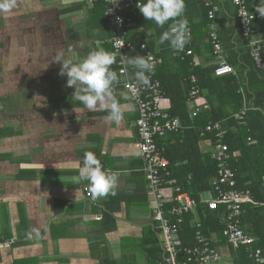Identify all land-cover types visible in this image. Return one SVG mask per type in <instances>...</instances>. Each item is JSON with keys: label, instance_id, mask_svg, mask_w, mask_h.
<instances>
[{"label": "crops", "instance_id": "1", "mask_svg": "<svg viewBox=\"0 0 264 264\" xmlns=\"http://www.w3.org/2000/svg\"><path fill=\"white\" fill-rule=\"evenodd\" d=\"M105 20L104 4L88 0H16L11 13L0 12V264H164L138 149V112L120 87L122 78L114 92L124 113L120 123L109 122L101 110L77 119L73 108L82 105L72 101L74 88L53 61L61 51L69 58V48L83 59L105 41L112 45L113 31L109 21L104 27ZM209 22L190 32L197 49L192 60L200 68L217 66L208 33L235 27L232 15L221 14L219 7ZM193 23L198 27V19ZM166 30L144 18L129 28L127 38L130 43L153 38L155 51L166 50L169 44L159 43ZM102 33H108L107 40L94 38ZM255 40H264V33ZM172 70L170 77L179 79ZM36 96L46 98L44 106L36 105ZM180 131L160 139L173 157L182 154ZM198 147L209 154L204 142ZM89 151L105 170L118 174L115 195L94 198L88 181L74 179V162H82ZM255 152L248 159L250 170L264 187V146ZM170 169L182 190L183 183L190 185L185 163ZM189 216L192 225L198 215Z\"/></svg>", "mask_w": 264, "mask_h": 264}, {"label": "trees", "instance_id": "2", "mask_svg": "<svg viewBox=\"0 0 264 264\" xmlns=\"http://www.w3.org/2000/svg\"><path fill=\"white\" fill-rule=\"evenodd\" d=\"M139 1L144 2V0ZM207 1L211 3V7L205 6ZM229 1L196 0L193 10L188 11V4L193 5V0H185V16L189 22V31L193 33L194 29L203 30L210 24L209 12H213L215 7H219L221 14L232 15L235 20V27L216 32L220 39L225 61L234 69L232 75L215 77L214 67H197L192 60L197 49H194L191 42L183 49L185 52L191 51L190 56L178 55V51L172 48L155 51L153 38L151 42H144V40L133 42L134 50L129 54L145 56L148 53L159 61L155 77L160 81L163 92L169 100L168 114L171 117L178 118L183 129L180 131L183 136L180 135L179 138L182 142L179 146L182 154L179 157H173L171 152L166 149V151L164 150V156L169 160L172 168L174 165L185 163L186 169L191 175V181L188 187H185V183H183V191L190 192L189 195L193 199L197 200L199 194L211 190V179L217 174L215 161L211 159L210 154L200 152L198 147L206 139L215 140L214 134L205 133V129L210 123H221V127L227 131L223 143L229 149V166L234 174L236 189L249 198V202L244 203L242 206L241 227L247 235L254 239V249H259L264 258V233L260 232L264 227V187H259L260 183L256 180L257 176L251 172L248 162V159L254 156L253 153H256L255 150L264 146V88L261 87L264 86L263 75L250 57L248 43L242 35L237 20V9L232 5L231 0ZM259 1L264 0H246L247 10L255 13L254 6ZM231 7L235 9L233 14L230 10ZM140 19L143 20L144 17L139 12L137 16L133 17V24H136ZM194 19H198V27H194ZM107 24L108 21L105 20L104 27H107ZM170 25H165L167 30H169ZM253 28L255 30L254 36L257 33H264V19L256 20ZM108 32L110 34V31ZM126 40L128 41L127 35ZM141 45H144L142 50ZM210 47L212 50L211 44ZM100 48L110 52L112 45L110 42L105 41ZM262 56L264 60V48ZM111 67L114 71L117 70L114 64ZM171 68H173L172 71L178 75L179 79L175 80L170 77L168 72ZM192 75L196 77L200 89V95L196 98V102L200 103L196 117L191 116L188 107L190 90L188 79ZM122 84L123 79L120 87L124 91ZM202 99L205 101H201ZM245 105L248 108L242 120H236L235 116L241 113ZM247 139L256 141L257 145L248 146ZM160 141V139L156 140L157 146L162 149ZM199 211V215L203 219L202 230L212 240L213 246L218 249L226 246L220 235L222 224L219 211H209L207 207H202ZM191 220V216L188 215L185 224L181 228L182 240L184 245L187 246H192L194 243L192 242L194 228L191 225ZM228 255L233 264H251L244 248L236 251L228 248Z\"/></svg>", "mask_w": 264, "mask_h": 264}, {"label": "built area", "instance_id": "3", "mask_svg": "<svg viewBox=\"0 0 264 264\" xmlns=\"http://www.w3.org/2000/svg\"><path fill=\"white\" fill-rule=\"evenodd\" d=\"M103 2L106 5V17L113 31L112 54L116 58V72L123 79L122 87L131 101L136 105L138 118L135 125L138 130V149L144 162L145 178L149 189V198L152 202L153 228L163 250L164 264H219L224 259L219 249L213 246L212 240L202 230L203 219L199 215V209L207 207L209 211H219L222 224L221 238L226 247L233 251L244 248L251 264H263L264 258L259 249H254V239L247 235L241 227L242 206L249 202V198L236 189V181L233 171L229 166L228 146L223 143L227 133L221 127V123H210L205 133H213L215 140L206 139L205 146L208 153L216 163L217 174L211 180V190L203 192L196 200L184 192L178 181L173 178L170 162L164 156V150L157 146V139H161L168 133H176L182 129L178 118L168 114L170 103L161 87L160 81L155 77V71L159 61L151 54H146L155 66V71L150 76L148 86L141 85L135 78L136 68L127 61L136 55L129 54L133 51V45L125 41L127 30L133 25V17L139 9L138 0H88L90 4ZM237 9V18L240 30L247 41L249 53L256 67L262 72L264 80V60L262 50L264 41L254 40L255 30L253 24L256 20L264 19L259 14H252L247 10L246 0H231ZM206 6H209L206 3ZM213 17V12H209ZM213 46V54L219 61L214 69L215 77L233 74V67L225 61L224 53L217 34L212 31L209 34ZM144 45H141V50ZM190 56L191 51H178V55ZM123 61V62H122ZM189 106L192 117L199 112L200 103L196 98L200 95L195 76H190ZM135 85V87H133ZM247 105L240 114L235 116L241 121L245 115ZM249 143H253L248 139ZM190 180V177H189ZM87 198H93L88 188H84ZM197 214L192 222L194 228L192 246L184 245L182 240V226L186 217ZM181 255V258H179ZM232 262L228 256L225 258Z\"/></svg>", "mask_w": 264, "mask_h": 264}, {"label": "clouds", "instance_id": "4", "mask_svg": "<svg viewBox=\"0 0 264 264\" xmlns=\"http://www.w3.org/2000/svg\"><path fill=\"white\" fill-rule=\"evenodd\" d=\"M15 8L16 0H0V12L11 13ZM137 8L147 21H153L157 27H164L172 21L169 30L160 35V44L167 42L173 50L180 51L190 42L189 22L185 16V0H144L143 3L137 4ZM255 13L264 18V5L256 6ZM68 52L71 53L69 58H65L61 51L53 57V61L61 64L59 74L66 75L67 86L74 88L72 101L82 105L78 111L73 108L77 119L85 112L101 110L107 111L106 119L109 122L120 123L124 113L114 95L115 86L119 80L117 72L111 67L116 60L114 54L99 48L81 59L73 49L69 48ZM127 62L137 69L136 80L141 85L148 86L150 76L155 71L154 64L145 56H136ZM33 99L37 101L38 107L44 106L42 101L46 98L36 96ZM74 164L78 172L74 179L77 183L88 181L94 198L115 195L118 174L115 171L105 170L93 152H85L83 161H75Z\"/></svg>", "mask_w": 264, "mask_h": 264}, {"label": "bare ground", "instance_id": "5", "mask_svg": "<svg viewBox=\"0 0 264 264\" xmlns=\"http://www.w3.org/2000/svg\"><path fill=\"white\" fill-rule=\"evenodd\" d=\"M138 1H139V0H138ZM99 2H100V1H99ZM140 2H141V1H140ZM96 3H98V2H96ZM102 3H103V2H102ZM141 3H142V2H141ZM206 3H208L209 6H206ZM93 4H95V3H93ZM103 4H104V3H103ZM104 5H105V4H104ZM205 6H206V7H211V3H209V2H205ZM105 9H106V5H105ZM139 12H140V11H139ZM139 12H138V13H139ZM138 13H137V14H138ZM250 13H251V12H250ZM252 14H258V13H252ZM105 15H106V10H105ZM136 16H137V15H136ZM213 16H214V9H213ZM134 17H135V16H134ZM106 18H107V17H106ZM213 18H214V17H212V18H210V19H213ZM107 19H108V18H107ZM237 20H238V18H237ZM238 23H239V21H238ZM239 27H240V26H239ZM126 35H127V33H126ZM242 35H243V34H242ZM111 40H112V39H111ZM254 40H255V36H254ZM125 41L128 42V43H130L129 41L126 40V36H125ZM256 41H259V40H256ZM209 42H210V38H209ZM131 44H132V43H131ZM210 44H211V42H210ZM211 46H212V44H211ZM222 50H223V49H222ZM212 52H213V46H212ZM223 53H224V52H223ZM250 57H251V56H250ZM215 58H216V57H215ZM216 60H217V59H216ZM252 60H253V59H252ZM218 63H219V61L217 60V66H218ZM217 66H216V67H217ZM216 67H215V68H216ZM215 68H214V69H215ZM228 75H232V74H227V75H224V76H228ZM222 77H223V76H222Z\"/></svg>", "mask_w": 264, "mask_h": 264}, {"label": "rangeland", "instance_id": "6", "mask_svg": "<svg viewBox=\"0 0 264 264\" xmlns=\"http://www.w3.org/2000/svg\"><path fill=\"white\" fill-rule=\"evenodd\" d=\"M219 252H220L221 256L224 258V259L222 260V262L219 263V264H233V263L230 262L229 260L225 259V258H227V257L229 256V255H228V248H226V247L220 248V249H219Z\"/></svg>", "mask_w": 264, "mask_h": 264}, {"label": "water", "instance_id": "7", "mask_svg": "<svg viewBox=\"0 0 264 264\" xmlns=\"http://www.w3.org/2000/svg\"><path fill=\"white\" fill-rule=\"evenodd\" d=\"M109 37L108 33H102L99 35H96L94 38L97 40H107ZM179 258H181V255H179Z\"/></svg>", "mask_w": 264, "mask_h": 264}]
</instances>
